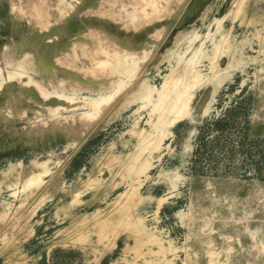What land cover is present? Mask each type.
<instances>
[{
	"label": "rangeland",
	"instance_id": "1",
	"mask_svg": "<svg viewBox=\"0 0 264 264\" xmlns=\"http://www.w3.org/2000/svg\"><path fill=\"white\" fill-rule=\"evenodd\" d=\"M0 264H264V0H0Z\"/></svg>",
	"mask_w": 264,
	"mask_h": 264
},
{
	"label": "bare ground",
	"instance_id": "2",
	"mask_svg": "<svg viewBox=\"0 0 264 264\" xmlns=\"http://www.w3.org/2000/svg\"><path fill=\"white\" fill-rule=\"evenodd\" d=\"M80 22L81 21H77L76 19H70L68 20L67 24H66V27L65 29H63L62 27V30H61V33L62 36L63 35H69L71 34L73 31H76L79 26H80ZM60 32V29L57 30ZM60 43V42H59ZM43 44V43H42ZM63 44V42H62ZM61 44V47H63ZM58 45V44H57ZM45 46V45H44ZM44 46L42 47L41 45V42H38V40H36L33 48H34V52L36 53V60L39 62V61H42L43 63H41V66L44 68V69H47L49 67V64L51 63V58L50 56L48 55V53L45 52V48ZM60 46V45H59ZM44 49V50H42ZM51 52V51H50ZM192 90V89H191ZM183 93V92H182ZM180 95V96H178ZM176 95V98L174 100L171 99V101L166 105V111H168V113L170 114H173L175 112L179 113L181 112V115L182 113H186L188 110H187V100H185L182 96L184 94H178ZM186 96V95H185ZM189 100V99H188ZM189 102V101H188ZM165 113V112H164ZM164 115V114H163ZM178 115V114H176ZM175 115V116H176ZM180 115V114H179ZM185 115V114H184ZM188 115V114H187ZM170 116V115H168ZM180 117V116H179ZM182 117V116H181ZM169 118V117H168Z\"/></svg>",
	"mask_w": 264,
	"mask_h": 264
},
{
	"label": "trees",
	"instance_id": "3",
	"mask_svg": "<svg viewBox=\"0 0 264 264\" xmlns=\"http://www.w3.org/2000/svg\"><path fill=\"white\" fill-rule=\"evenodd\" d=\"M196 152H198V149L196 150Z\"/></svg>",
	"mask_w": 264,
	"mask_h": 264
}]
</instances>
